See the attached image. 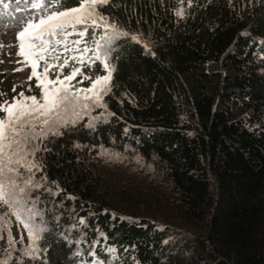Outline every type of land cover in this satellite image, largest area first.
<instances>
[{"label":"trees","instance_id":"obj_1","mask_svg":"<svg viewBox=\"0 0 264 264\" xmlns=\"http://www.w3.org/2000/svg\"><path fill=\"white\" fill-rule=\"evenodd\" d=\"M79 3L67 0L65 8ZM97 7L129 34L109 47V69L101 60H94L100 71L90 70L94 61L82 68L93 79L111 70L103 98L110 115L91 128L62 127L48 143L43 170L49 178L64 174L74 147L133 152L153 167L158 190L170 191L173 212L190 234L169 238L149 221L130 222L104 206L44 195L36 209L47 228L38 258L7 242L0 261L13 251L10 264H82L80 250L103 236L120 252L116 264H264V0H110ZM179 9L183 17L175 14ZM103 34L78 47L95 48ZM205 66L234 73L219 74L220 86L211 91L200 73ZM73 81L79 88L91 84L79 75ZM20 92L0 75V104ZM237 95L249 112L243 120H233L226 106ZM79 179L83 199H91L98 181L86 173ZM72 225L80 226V237L72 236Z\"/></svg>","mask_w":264,"mask_h":264},{"label":"rangeland","instance_id":"obj_2","mask_svg":"<svg viewBox=\"0 0 264 264\" xmlns=\"http://www.w3.org/2000/svg\"><path fill=\"white\" fill-rule=\"evenodd\" d=\"M5 2L9 4L7 10H3L2 6H0V11L6 12V14L0 15V75L5 74L10 76L12 84L18 88L31 89L33 85L32 79L29 80L31 68L25 67L24 63H17V61H23V57L17 55L19 50L17 34L24 27L26 20H38L41 15H46L52 11H60L65 5L66 0H60L61 7H54L51 0H45L46 8L38 11L32 10L30 4H25L22 0L20 3H17V0H5ZM77 30L81 29L78 28ZM101 32L104 33L103 28H89L88 35L84 38L97 35ZM109 32L111 34V30ZM71 37L78 36H69V38ZM101 43L104 42L101 41ZM104 51V49L101 50V60L105 58L103 55ZM108 53L109 47L107 48V57ZM79 66L82 67L83 65ZM17 69L23 70L18 71ZM91 70L97 72L102 70V68L96 64L91 67ZM55 71L56 69H53L49 73L50 77L55 78L53 75ZM200 73L206 76L207 88L212 91L220 86L218 82L219 74L222 73L225 76L232 75L234 71L227 72L222 67L211 68L205 66L201 68ZM33 92L35 96L40 97V91L34 88ZM243 100L242 96L237 95V97L226 104L233 120H243L249 116L248 109ZM88 103L91 102L89 101ZM226 106L218 105V108L224 109ZM109 115L106 108L93 106L90 113L83 115L82 119L77 123L96 125L102 120H107ZM42 130L48 132L46 137L38 136L24 141L26 148L21 153L25 156L23 163L33 165L31 170L29 171L24 166L12 165L19 169L20 175L9 174L21 188L26 187L25 180L32 179V185L27 187L26 190L30 193L28 206L31 207L32 200L36 201L34 211H37L36 209L39 207L38 201L41 196L51 195L55 199L63 197L70 203L83 200L85 203L104 206L115 216L130 222L149 221L159 230H166L169 233V238L173 235L172 233L190 234L183 227L178 215L173 212L174 209L169 198L170 191L163 189V186H161L162 189L158 190L153 167L145 163L140 157L134 155L133 152L119 154L116 151L108 149L95 150L93 148L74 147L75 158L72 161L68 160L65 162L66 169L64 170V174H58L54 178L47 177L43 170L44 154L49 149L48 143L50 139L57 138L61 134L53 135L47 128L41 129L39 126L36 129L37 132ZM61 130L62 127L59 128L60 133ZM82 173H86L88 176L87 180L94 179L98 181L96 192L89 200L83 199L81 187L83 188L84 185L78 187L77 184ZM70 177L74 179L71 180L69 179ZM37 184L39 187L35 186ZM160 193L161 195H159ZM161 199H164V201ZM5 212H8L6 207L0 206V213ZM37 217L35 221L39 223L41 217ZM42 219L43 224L44 222L46 223L45 215H42ZM4 222H8L11 238L8 236L7 228L0 227V248H3L4 243L7 242L18 250L25 251L33 247L32 241L28 238L27 230L16 221V218L10 212L3 216L0 224ZM79 223L84 228L87 227L85 220L82 218L79 219ZM79 227L72 225L71 232L75 238L80 237L81 228ZM21 235L24 237L23 240L20 239ZM10 240L15 242L12 243ZM36 247L38 251L33 255L38 257L39 248L38 246ZM90 247L87 250H80L83 253V264H116L119 261L120 252L115 247L109 246L103 236H99ZM109 249H115V252H111ZM13 253L11 251L2 261H5L6 264L12 263V260L16 258V255Z\"/></svg>","mask_w":264,"mask_h":264},{"label":"snow or ice","instance_id":"obj_3","mask_svg":"<svg viewBox=\"0 0 264 264\" xmlns=\"http://www.w3.org/2000/svg\"><path fill=\"white\" fill-rule=\"evenodd\" d=\"M20 2L21 0H17V3ZM22 2L30 4L32 10L46 8L45 0H22ZM109 2L110 0H80L78 6L52 11L39 16L38 20H26L24 27L17 34L19 41L17 55L23 57V61L17 63H24L25 67L31 68L29 80L36 79V87L41 89V94L40 97L26 96L24 92H20L11 102L5 101L0 104V113H3L0 115V206L6 207L16 221L27 230L33 247L26 249L25 255L34 259L38 258L33 255L38 251L37 242L42 239L41 234L47 231V228L43 225L42 213L34 211L36 201L32 200L31 207L28 206L30 193L26 189L32 185V179L25 180L26 187L21 188L9 174L20 175L19 169L12 165L24 166L29 171L33 167L31 164L23 163L25 156L21 153L26 148L24 141L47 136V131H36L38 126L41 129L47 128L53 135H58L61 134L59 128L75 126L83 115L90 113L93 106L106 108L103 98L110 91L111 70L107 75L93 79L84 74L80 67L73 66L67 75H64L63 69L68 67L70 60L80 65L101 60L102 49L105 50L103 52L105 58L101 62L105 69H109L107 48L119 37L129 36L127 32L117 29L115 24L109 23L108 18L98 10V5H107ZM51 3L54 7H61L60 0H51ZM0 6L3 10L9 8L5 0H0ZM4 14L6 12L0 11V15ZM175 14L183 17L184 10L179 9ZM78 28L81 30L78 31ZM89 28H103L104 34L98 40L94 39L95 48H79L78 46L84 42L83 38L88 35ZM72 35L80 39L69 41L68 38ZM131 39L139 42L136 36H132ZM69 51L79 52L80 55L69 57L66 55ZM89 51L94 53L93 57L86 56ZM40 68L42 71L37 70ZM53 69H56L53 73L55 78L49 75ZM78 75L85 80H91L90 86L77 88L73 85L72 81ZM89 101L91 103H88ZM87 126L94 127L91 123ZM35 186L39 187L38 184ZM8 212L0 213V221ZM37 216L41 217L39 223L35 221ZM0 227L7 228L8 236L11 238L8 222L0 224ZM20 239H24L23 235ZM10 242L15 241L10 240ZM109 251L115 252V249ZM0 264L6 262L0 261Z\"/></svg>","mask_w":264,"mask_h":264}]
</instances>
